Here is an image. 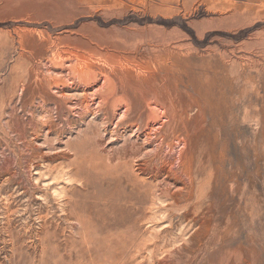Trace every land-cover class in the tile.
<instances>
[{
    "label": "rangeland",
    "instance_id": "1",
    "mask_svg": "<svg viewBox=\"0 0 264 264\" xmlns=\"http://www.w3.org/2000/svg\"><path fill=\"white\" fill-rule=\"evenodd\" d=\"M0 264H264V0H0Z\"/></svg>",
    "mask_w": 264,
    "mask_h": 264
}]
</instances>
